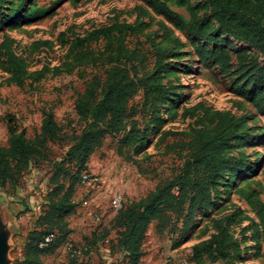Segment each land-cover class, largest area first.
I'll use <instances>...</instances> for the list:
<instances>
[{"label": "rangeland", "instance_id": "374dc122", "mask_svg": "<svg viewBox=\"0 0 264 264\" xmlns=\"http://www.w3.org/2000/svg\"><path fill=\"white\" fill-rule=\"evenodd\" d=\"M186 1L193 6L197 22L207 32L218 34L209 17V5L204 0ZM169 7L176 17L146 0H1L0 145L9 143L8 125L33 138L39 133L43 111L52 112L61 130L57 140L47 144V160H33L16 188L5 186L0 191V231L8 233L5 264H22L26 258L30 232L46 201L52 164L83 130L76 106L87 90L85 80L65 75L48 77L33 88L26 81L19 88L12 82L8 53L21 60L27 75L32 76L43 67H62L72 40L113 23L140 24L139 36L164 51L160 76L170 97L159 109L158 121L151 124L150 119H144L149 125L144 146L118 155L122 137L118 132L107 136L89 157L86 171L99 176L100 188L78 180L70 182L69 172L60 176L77 208L66 219V242L51 253L40 254L38 264H69L67 243L79 248L92 246L87 264H127L111 228L116 216L110 207L113 196L122 194L123 205L130 206L170 185L186 155L179 149L183 138L172 135H187L195 128L211 129L225 114L241 119L249 129L247 140H230L225 148L227 156L238 162V175L226 174L217 180L211 206L198 211L189 228L182 229L183 217H163L169 213L151 220L136 264H264V91H255L246 76L264 66L263 59L231 38L226 41L223 37L225 43L216 44L194 38L187 29L186 10L174 4ZM17 10L13 20H5ZM218 48L227 50V62L210 58L208 51ZM239 59L244 70H240ZM138 100L134 98V103ZM132 116V110H126L122 119ZM124 126L119 124L117 131H124ZM29 184H33L29 192L36 193L33 205L20 199ZM173 193H177L176 188ZM9 225L15 229L14 235L9 233ZM219 227L232 235L237 252L223 261L204 257L194 262L192 250L207 242Z\"/></svg>", "mask_w": 264, "mask_h": 264}, {"label": "trees", "instance_id": "16d2710c", "mask_svg": "<svg viewBox=\"0 0 264 264\" xmlns=\"http://www.w3.org/2000/svg\"><path fill=\"white\" fill-rule=\"evenodd\" d=\"M146 1L172 17L176 14L170 10L169 4L184 8L189 15L187 29L191 36L215 44L225 43L223 37L227 38L226 41L231 38L258 52L264 62V0H204L209 5L210 19L218 27L219 32L215 35L197 22L194 8L186 0ZM18 11L5 20H13ZM140 29L141 25L137 23H113L94 29L71 41L62 67L52 70L43 67L32 76L27 75L21 60L8 53L12 82L19 88L24 87L26 81H29L28 87L33 88L48 77L64 75L76 76L85 80L87 85L76 106L84 122L83 130L60 160L52 164L46 201L34 221L35 229L28 238L31 247L22 264H38L40 254L51 253L66 242V219L77 207L69 199L70 192L65 189L60 176H68L66 172H69L72 175L70 182H81V176L88 173L86 162L107 136L122 133L116 151L123 155L130 148L137 150L146 144L149 125L145 118L150 119L151 124L159 120L158 111L170 97L160 76L166 57L163 50L154 44L148 45L146 39L139 36ZM208 52L213 60L228 61L225 48ZM238 63L240 70H244L240 59ZM246 76L255 91H264V66L254 75ZM136 97L139 100L134 103ZM126 110H132L131 121L122 119ZM122 123L128 128L124 126V131H117V126ZM60 132L50 110L42 112L39 133L33 138L8 125L9 143L0 145V191L5 186L16 188L33 160H47V144L57 140ZM175 135L183 138L179 149L186 155L171 184L130 206L123 205L111 222V228L116 231V247L123 253L127 264L138 262L140 246L151 220L169 213L163 217L167 220L183 217L182 229H186L192 225L198 211L211 206L217 180L226 174L238 175V162L234 156H227L225 148L230 140L239 143L247 140L249 129L241 119L225 114L211 129L195 128L187 135L172 136ZM175 188L177 193H173ZM49 234L56 236L53 242L39 248V243ZM237 246L232 235L219 227L207 242L192 250V260L200 262L204 257L227 260L237 252ZM82 249L83 264H87L92 246L87 244ZM74 263L69 258V264Z\"/></svg>", "mask_w": 264, "mask_h": 264}, {"label": "built area", "instance_id": "2783aa9c", "mask_svg": "<svg viewBox=\"0 0 264 264\" xmlns=\"http://www.w3.org/2000/svg\"><path fill=\"white\" fill-rule=\"evenodd\" d=\"M81 183L83 185L91 186L92 188H100L101 180L99 176L92 175L90 173H84L81 176ZM111 210L114 214L118 213L123 207V196L117 193L113 196L110 204ZM54 234H49L39 243V248H45L47 245L51 244L55 239ZM67 255L70 259L74 260V264H83L84 256L83 249L67 243L66 245Z\"/></svg>", "mask_w": 264, "mask_h": 264}, {"label": "crops", "instance_id": "0c3cea01", "mask_svg": "<svg viewBox=\"0 0 264 264\" xmlns=\"http://www.w3.org/2000/svg\"><path fill=\"white\" fill-rule=\"evenodd\" d=\"M32 183H35L34 181L32 182ZM35 185V184H34ZM37 185V184H36ZM44 185V183H42L41 184V186H43ZM38 186H39V184H38ZM40 186V187H41ZM32 188H33V184H29L28 186H27V189L28 190H26V192H24V194L21 196V200L22 201H25L26 202V204H31V205H33L32 204V199H33V197L36 195V193H35V191H34V193H30L29 191L30 190H32ZM21 192H23V191H21ZM29 193V194H28ZM17 207H19V206H17ZM10 210H11V207H9V212H10ZM39 210V209H38ZM87 213V217H89L90 215L88 214V212H86ZM86 213H84L83 214V216L81 217L82 219H83V217L85 216V214ZM83 221V220H82ZM10 228V229H9ZM9 228H8V231H9V233L11 234V235H14V232H16L15 231V229L14 228H11V225H9ZM106 253H107V250H104ZM108 257V255L106 254V258Z\"/></svg>", "mask_w": 264, "mask_h": 264}, {"label": "water", "instance_id": "95a60500", "mask_svg": "<svg viewBox=\"0 0 264 264\" xmlns=\"http://www.w3.org/2000/svg\"><path fill=\"white\" fill-rule=\"evenodd\" d=\"M7 237L8 233L6 231H0V264H5V256L7 252Z\"/></svg>", "mask_w": 264, "mask_h": 264}]
</instances>
